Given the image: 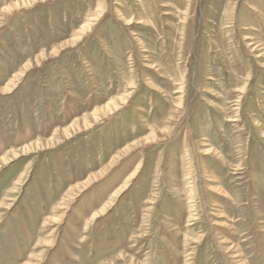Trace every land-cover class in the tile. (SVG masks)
<instances>
[{"label": "rangeland", "instance_id": "1", "mask_svg": "<svg viewBox=\"0 0 264 264\" xmlns=\"http://www.w3.org/2000/svg\"><path fill=\"white\" fill-rule=\"evenodd\" d=\"M0 264H264V0H0Z\"/></svg>", "mask_w": 264, "mask_h": 264}, {"label": "bare ground", "instance_id": "2", "mask_svg": "<svg viewBox=\"0 0 264 264\" xmlns=\"http://www.w3.org/2000/svg\"><path fill=\"white\" fill-rule=\"evenodd\" d=\"M24 151L26 150V148H22ZM17 154V153H16Z\"/></svg>", "mask_w": 264, "mask_h": 264}]
</instances>
